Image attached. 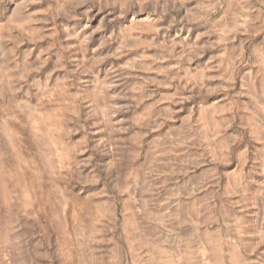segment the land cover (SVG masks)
<instances>
[{
	"label": "rangeland",
	"instance_id": "1",
	"mask_svg": "<svg viewBox=\"0 0 264 264\" xmlns=\"http://www.w3.org/2000/svg\"><path fill=\"white\" fill-rule=\"evenodd\" d=\"M0 264H264V0H0Z\"/></svg>",
	"mask_w": 264,
	"mask_h": 264
}]
</instances>
